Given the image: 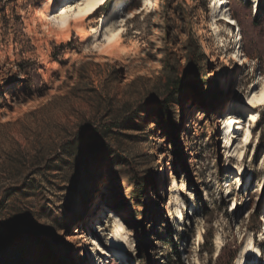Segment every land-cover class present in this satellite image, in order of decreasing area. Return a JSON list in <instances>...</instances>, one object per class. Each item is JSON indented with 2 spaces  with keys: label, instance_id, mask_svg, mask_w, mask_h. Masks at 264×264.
I'll return each mask as SVG.
<instances>
[{
  "label": "rangeland",
  "instance_id": "1",
  "mask_svg": "<svg viewBox=\"0 0 264 264\" xmlns=\"http://www.w3.org/2000/svg\"><path fill=\"white\" fill-rule=\"evenodd\" d=\"M49 1L0 4V264H264L259 4Z\"/></svg>",
  "mask_w": 264,
  "mask_h": 264
},
{
  "label": "bare ground",
  "instance_id": "2",
  "mask_svg": "<svg viewBox=\"0 0 264 264\" xmlns=\"http://www.w3.org/2000/svg\"><path fill=\"white\" fill-rule=\"evenodd\" d=\"M57 1L58 0H50L49 3L53 4V6H54L57 3ZM105 1L106 0H102V2L98 3V5L91 11H87V7H86L91 2V0H84V1L83 0H78V2H79L78 9L75 10V11H73L72 5L70 6L67 3V5L65 6L64 11L62 12V14H61V16L59 18V25H58L59 29H61L62 31L67 32V31L71 30V27H72L73 24L80 25V26H85V23L90 19V18H88V16L90 14H92L96 9L101 8L105 4ZM252 1L257 3V5H258L259 0H252ZM223 3H224V0H212L211 5H210V15L209 16L210 17L213 16L214 18H217L219 11L223 10V7H222ZM220 6L222 8H220ZM68 8L71 9V12H73L72 14L71 13L69 14V12L66 11ZM53 10L54 9L52 8L51 12L50 11L47 12V14H49L47 16V18H49V16H51ZM82 10L86 11L87 14L81 16L80 13H81ZM106 20L107 19L105 17L104 24L106 23ZM223 21H225L227 24L231 23V25H233V22H234V20L232 18L227 17V15H225V19H223ZM101 22H103V18H102ZM216 24H218V23H216ZM99 32H100V28H96V29L93 28L92 29V35H98ZM120 32H121V30H117L114 33H119V35H120ZM119 35L115 36L111 40L107 39L108 45H112L115 42V40L119 37ZM112 36H113V33L109 37H112ZM81 37H83V39L84 38L86 39V35L85 34H82ZM253 98H255V101L250 103L251 104V108H252L253 112L257 113V111L260 108L264 107V103L260 102V101L264 100V82H263V86H262V89L260 91V94L259 95H255ZM251 101H253V99ZM251 122L257 124V121L255 120V117H252V121ZM233 132H234V129H233V131H232V133L230 135L232 137H233V135H232ZM243 138H244V142L247 143L248 140L251 138V133L248 132V131H245L244 134H243ZM231 141H232V138H231ZM233 146H234V143L231 146V149L233 148ZM249 146H250V141L244 147L248 148ZM82 237H83L82 235L79 236V238H82ZM113 243L115 244L116 247H118L120 249H123V245H122V241L121 240H118V241L113 242ZM243 253H244V251L242 252V254Z\"/></svg>",
  "mask_w": 264,
  "mask_h": 264
},
{
  "label": "trees",
  "instance_id": "3",
  "mask_svg": "<svg viewBox=\"0 0 264 264\" xmlns=\"http://www.w3.org/2000/svg\"><path fill=\"white\" fill-rule=\"evenodd\" d=\"M260 2V3H259ZM258 4H259V8L257 10V13H256V17H255V21H259L260 19H262L264 17V0H259ZM0 4L1 5H4V0H0ZM4 7H1L0 8V13L4 12ZM174 85L175 86H179L180 85V82L178 81H174ZM161 106V110H162V114L165 116V118L168 120V127L170 129H173L174 128V125H173V122L174 120L172 118H170V112L167 108V102H163L160 104ZM260 143H264V135L260 138ZM133 183H134V186H135V192H134V195L138 198V199H141V197L143 196V193H144V187L142 186V183L137 180V179H133ZM259 218H260V215L259 213H257L255 215V220L256 221H259Z\"/></svg>",
  "mask_w": 264,
  "mask_h": 264
},
{
  "label": "snow or ice",
  "instance_id": "4",
  "mask_svg": "<svg viewBox=\"0 0 264 264\" xmlns=\"http://www.w3.org/2000/svg\"><path fill=\"white\" fill-rule=\"evenodd\" d=\"M101 2H102V0H91V2L86 6L87 7V11L93 10L98 5V3H101ZM86 14H87V12L84 11V10H82L81 13H80L81 16L82 15H86ZM117 35H119V33H113L112 37H105V39L111 40ZM254 101H255V98H253V101H250V103L254 102ZM260 102L264 103V100H262ZM229 123H231V122H229Z\"/></svg>",
  "mask_w": 264,
  "mask_h": 264
}]
</instances>
